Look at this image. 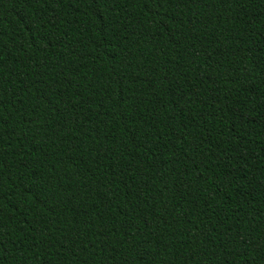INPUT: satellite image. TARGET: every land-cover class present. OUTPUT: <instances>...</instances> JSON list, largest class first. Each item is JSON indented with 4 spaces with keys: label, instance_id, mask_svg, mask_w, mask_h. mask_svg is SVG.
I'll return each mask as SVG.
<instances>
[{
    "label": "trees",
    "instance_id": "obj_1",
    "mask_svg": "<svg viewBox=\"0 0 264 264\" xmlns=\"http://www.w3.org/2000/svg\"><path fill=\"white\" fill-rule=\"evenodd\" d=\"M0 264H264V0H0Z\"/></svg>",
    "mask_w": 264,
    "mask_h": 264
}]
</instances>
